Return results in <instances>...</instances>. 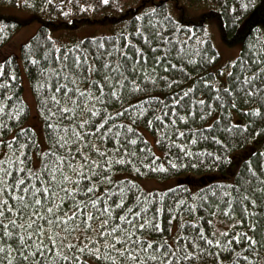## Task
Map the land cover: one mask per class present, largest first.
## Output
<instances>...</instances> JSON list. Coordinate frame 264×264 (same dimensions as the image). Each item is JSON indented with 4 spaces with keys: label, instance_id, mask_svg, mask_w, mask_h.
<instances>
[{
    "label": "trees",
    "instance_id": "16d2710c",
    "mask_svg": "<svg viewBox=\"0 0 264 264\" xmlns=\"http://www.w3.org/2000/svg\"><path fill=\"white\" fill-rule=\"evenodd\" d=\"M180 1L0 0L41 24L0 62V264H264V0ZM84 4L119 32L58 43ZM31 21L0 13V53Z\"/></svg>",
    "mask_w": 264,
    "mask_h": 264
},
{
    "label": "rangeland",
    "instance_id": "374dc122",
    "mask_svg": "<svg viewBox=\"0 0 264 264\" xmlns=\"http://www.w3.org/2000/svg\"><path fill=\"white\" fill-rule=\"evenodd\" d=\"M110 1L114 6L117 7V9H120L118 13H115V11L112 12L113 16L116 17L123 15L124 12L128 10L129 6L136 7L138 4H142L145 0H110ZM79 2H83V1H79ZM84 5H85L84 16L88 17L90 22H88L87 24L79 25L74 29H66V30L55 29L52 33V37L54 38V40H56L58 43L63 45H73L86 37L110 35L119 32L118 27L114 26L113 24H107V23L94 24L95 21L93 20L97 19L99 15L89 12V8L91 6H88L86 4ZM178 9L179 11L176 10L175 5H172L170 8L172 13L176 16L186 15L188 16L189 19H196V20L207 12V10L203 7H198V8L193 6L189 7L188 4H186L185 0L180 1V6L178 7ZM81 11H82V7H81ZM0 13L13 15L21 19L32 20L28 26L22 28L20 31L16 33L12 42L0 53V62H1L12 56H19L21 46L26 42H28L33 36H35L39 28L41 27V24L32 19L33 15L34 16L37 15L33 13L31 14L22 6L11 7V6L2 5L0 6ZM207 31L216 49L219 52V55L221 57V66L225 68L226 71L229 68V66L232 65L239 57L241 46L239 44H235V45L227 44L222 37V33L218 23L215 22L214 20L207 22ZM229 71L230 69L226 71V74H228ZM22 83L24 89L23 100L28 106L30 111V120L27 122L28 124L26 123L24 125V127H26V125L32 126L35 129L39 143L45 144L42 124L40 123L37 117L38 114H37L36 101L30 90L28 81L23 72H22ZM136 180H138L141 188L146 192H153V191L165 192L167 190L172 189L177 184V181L175 179H171L167 181L154 180L149 178L136 179ZM226 227L229 226L227 224H221L220 226V228L222 229L221 231H224L223 229H225ZM89 264L91 263L89 262Z\"/></svg>",
    "mask_w": 264,
    "mask_h": 264
}]
</instances>
